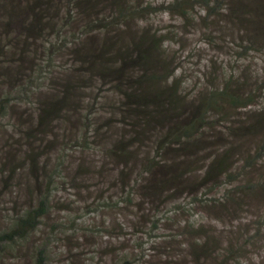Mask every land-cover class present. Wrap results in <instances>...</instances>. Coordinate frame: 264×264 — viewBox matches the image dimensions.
Returning a JSON list of instances; mask_svg holds the SVG:
<instances>
[{
    "label": "trees",
    "instance_id": "obj_1",
    "mask_svg": "<svg viewBox=\"0 0 264 264\" xmlns=\"http://www.w3.org/2000/svg\"><path fill=\"white\" fill-rule=\"evenodd\" d=\"M197 5L207 12L198 17L209 40L215 37L207 32L218 30V42L225 41L227 21L243 51L264 48V0L167 4L185 21ZM152 6L0 0V123L21 111L1 168L10 179L20 176L31 197L0 230V258L7 242L29 240L56 210L75 212V200L58 196L64 185L88 202L99 181L144 225L156 224L170 204L178 215L184 198L211 215L208 222L179 221L183 232L155 242L163 264H251L243 254L264 233L254 220L264 215V105L250 113L242 104L259 81L245 71L222 77L212 62L207 83L185 86L175 66L182 54L169 45L174 35L154 28ZM106 192L98 198L110 200ZM65 227L56 222L50 233L63 238ZM33 250L32 264H48V242ZM73 250L67 246L70 264L79 262Z\"/></svg>",
    "mask_w": 264,
    "mask_h": 264
},
{
    "label": "rangeland",
    "instance_id": "obj_2",
    "mask_svg": "<svg viewBox=\"0 0 264 264\" xmlns=\"http://www.w3.org/2000/svg\"><path fill=\"white\" fill-rule=\"evenodd\" d=\"M151 1L153 5L152 13L155 18L154 28L164 37L169 34L174 35V39L171 40L169 45L171 48H176L179 55L182 54L181 61L177 59L175 66L180 65L178 75L185 79V86L189 85L188 88H191V86H195L196 82L199 85L207 83V73L212 69L213 62L215 67L219 68L222 77L227 76L228 73H233L235 76L240 75L241 77V73H244V71L248 75L253 72V78L255 77L259 81L258 85L254 83L257 85V90L252 89V82L248 88L251 92H254V96L242 105L247 104L244 111L250 113H254L264 105V89L258 90L260 85L264 86V48L254 50L250 46L249 50L243 51L238 47L239 42L234 41L235 36L229 34L234 31L226 23L227 21L223 24L224 28L223 25L221 26V29H225L228 35L225 41L218 42L217 38L220 37L218 30L207 32L215 37V39L209 40L208 36L201 32V26L204 25H201L202 20L198 16H208L202 6L197 5L198 12H196V16L191 11L192 16L188 20L190 19L192 22L186 24L188 20L185 21L181 17L182 12L177 7L167 6L172 0ZM213 6L212 8H215ZM247 80L248 82L252 81L250 76ZM220 81L218 80L217 84ZM21 108H24V106ZM18 113L7 114L0 123L1 231L8 228L9 222L12 221L14 216L18 215V210L27 207L31 200L30 191L25 192L19 186L21 177L16 176L15 179H10L8 172H3L1 168L3 166L2 162L6 160V156H1V152L9 144L10 134L14 133L12 132L14 119L16 115L18 118L20 117L21 111ZM17 139L18 135L15 136L14 140ZM109 187L108 184H100L97 181L93 187L95 189L93 197L88 202H82L78 200L76 188L70 185L65 187L64 185L61 192H58V196L64 195L75 200L73 202L75 212L64 213L58 209L52 215L54 219L46 218L44 220L46 223L34 236H30L29 240L18 239L14 243L7 242L0 258V264H32L35 245L43 246L46 245V242L50 244L48 264H70L67 260L70 256L66 251L68 245H71L74 249L71 251L73 256L76 252L78 254L79 262L76 264H163L162 261L166 258L160 255L155 242H160L162 238L165 239V237L176 232L174 229L183 232V228H177V222L179 221H182L183 224H186L188 220L196 223L208 222L211 216L210 214H204L201 207L194 208L190 206L191 198H184L179 206L181 205L182 208L188 210L186 214L183 213L184 209L182 210L179 207L181 211L178 215H175L176 206L170 204L159 213L156 224L144 225L142 221L137 222L138 219L131 214L129 206L119 202L121 196L116 198L111 195V193L113 195L115 193L113 189L108 191ZM103 191H107L106 196L110 200L98 198L99 193ZM88 205V209L83 208ZM250 210L247 211L249 215L255 211V208L253 207ZM129 213L132 218H129ZM254 220H258L264 227V215L261 218L256 217ZM61 221L67 227H65V232L62 235L63 238L53 236L50 233L56 222L60 224ZM262 231L264 232V230ZM165 240H167V243L164 244H168L169 239ZM157 246H160V244ZM248 248L249 252L243 254L244 260L250 261L251 264H262L264 260V233L257 238L255 245L249 244ZM94 250L97 252H94ZM85 251L87 252L86 261L83 256ZM250 252L253 256L249 255ZM176 261H178V258Z\"/></svg>",
    "mask_w": 264,
    "mask_h": 264
}]
</instances>
